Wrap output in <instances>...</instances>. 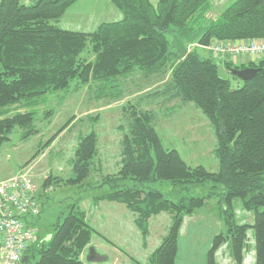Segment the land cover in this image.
I'll list each match as a JSON object with an SVG mask.
<instances>
[{
    "label": "trees",
    "instance_id": "16d2710c",
    "mask_svg": "<svg viewBox=\"0 0 264 264\" xmlns=\"http://www.w3.org/2000/svg\"><path fill=\"white\" fill-rule=\"evenodd\" d=\"M76 1L0 0V147L15 127L23 130L22 140L37 135V98L63 90L73 80L77 88L93 89V83L99 82L95 89L100 97L120 96L119 80L134 73L167 78L164 89L154 94L193 102L202 110L216 132L217 170L190 165L177 149L166 147L150 111L134 107L123 136L120 168L101 174L92 187L108 185L110 190L94 196V201L124 204L145 237L151 217L171 214L169 230L151 255L150 264H176L185 216L219 195L228 208L223 217L228 232L214 237L207 264H218L216 253L224 245L230 247L232 259L242 264L250 228L254 230L256 264H264V59L242 65L226 61L228 70L260 68L249 80L229 70L240 81L233 86L231 79L219 74L213 57L186 46L195 42L207 45L213 40L263 39L264 0H235L205 25L202 22L211 10V0H158L157 4L152 0H111L122 18L103 22L92 32L63 29L58 24ZM49 111L46 118H50ZM91 119L98 121L97 116ZM75 120L69 119L43 147L71 130ZM98 144L94 128L79 136L71 160L73 176L66 182L82 184L91 175ZM62 181L49 175L43 183ZM159 184L167 190L156 187ZM199 188L204 194L197 193ZM235 198L243 201L245 209L254 210L252 224L234 221ZM48 236L39 235L28 247L23 264H85L82 254L93 238L105 239L88 222L80 199L69 206L63 221Z\"/></svg>",
    "mask_w": 264,
    "mask_h": 264
},
{
    "label": "rangeland",
    "instance_id": "374dc122",
    "mask_svg": "<svg viewBox=\"0 0 264 264\" xmlns=\"http://www.w3.org/2000/svg\"><path fill=\"white\" fill-rule=\"evenodd\" d=\"M23 1L33 3L35 0ZM152 2L157 4L158 0ZM222 11L221 6L214 7L207 13L202 24L216 20ZM121 18V11L111 0H77L67 9L58 24L63 29L92 32L103 22L117 21ZM210 43L207 45L198 42L186 43V46L189 50H197L202 56L213 57L219 65V74L231 79L233 86H237L239 79L234 78L225 65L226 61L235 57L213 54ZM84 55L88 56V52L86 51ZM258 60L261 59H253ZM158 77L134 73L123 81L119 80L122 87L120 96L100 97L95 89L99 82L93 83V89L88 86L77 88L76 80H73L69 87L37 98L36 109L39 112L36 118V126L39 129L37 135L22 140L23 130L15 127L9 140L2 144L0 181L23 171L28 172L42 193L39 195L40 215L28 217V222H35L34 227L41 238L53 232L54 226L63 221L69 206L76 200L80 199V207L84 210L91 205L94 196L110 190L108 185L102 188L92 186L99 183L101 174H112L120 168L123 136L129 123V111L134 107L150 111L166 147L177 149L190 165L202 164L210 171L217 170L218 159L215 156L217 136L210 120L193 102L180 98L170 100L168 95L154 94L164 89L167 79L161 80ZM19 108L25 110L22 106ZM46 111H49L50 118L45 117ZM96 116L98 121H93L91 118ZM73 117L76 119L74 127L65 130L51 145L44 148L52 135ZM93 128L99 137V155L92 167V173L82 184H70L66 181L73 176L71 160L78 138ZM49 175H57L63 181L60 184L45 185L43 182ZM156 187L167 190L165 185L159 184ZM197 193L202 195L204 191L199 188ZM221 200V196H213L191 219L184 221L179 235L181 256H178L177 264H206L205 253L211 248L214 237L220 233L227 234L228 226L223 217L228 208ZM232 209L236 223L254 222V210L245 209L240 198L233 200ZM171 217L172 215L167 212L152 217L149 233L152 243L161 242L167 234ZM219 250L227 261L230 247L224 245ZM218 258L220 264H226L221 255ZM243 262L256 264L252 228L248 230Z\"/></svg>",
    "mask_w": 264,
    "mask_h": 264
},
{
    "label": "built area",
    "instance_id": "2783aa9c",
    "mask_svg": "<svg viewBox=\"0 0 264 264\" xmlns=\"http://www.w3.org/2000/svg\"><path fill=\"white\" fill-rule=\"evenodd\" d=\"M211 51L226 57L264 59L263 39L213 40ZM41 191L30 173L21 172L0 181V261L23 264L28 247L39 239V232L28 217L41 212Z\"/></svg>",
    "mask_w": 264,
    "mask_h": 264
},
{
    "label": "crops",
    "instance_id": "0c3cea01",
    "mask_svg": "<svg viewBox=\"0 0 264 264\" xmlns=\"http://www.w3.org/2000/svg\"><path fill=\"white\" fill-rule=\"evenodd\" d=\"M234 1L235 0H211V11L214 7L219 6H221L224 11ZM230 60L235 64L240 65L247 64L248 60L249 62L253 61L250 57H235ZM84 211L87 214L88 222L105 237V239L101 236H95L93 238L90 246L95 248L96 254L92 261H88L87 256L89 248H87L82 255L85 264H150V257L161 242L152 243L149 235L145 237L141 233L135 225V216L133 212H131L124 204L106 200L95 202L93 198L91 205L87 209H84ZM195 214L196 213L185 216L183 224L184 221L191 219ZM151 222L152 217L150 219V226ZM150 243H152L153 246H151ZM180 254L181 249L178 239L177 258L178 256H181ZM205 254L207 264L208 252ZM219 254L221 255L222 260L225 259L224 254L222 252L220 253V250L217 251L216 259L218 264H220L218 258L220 256ZM232 260L231 254H229V258L227 261L224 260V262H226V264H234Z\"/></svg>",
    "mask_w": 264,
    "mask_h": 264
},
{
    "label": "water",
    "instance_id": "95a60500",
    "mask_svg": "<svg viewBox=\"0 0 264 264\" xmlns=\"http://www.w3.org/2000/svg\"><path fill=\"white\" fill-rule=\"evenodd\" d=\"M233 74L237 75L238 77H240L243 80H249L252 79L253 77H255L257 75V73L259 72L260 68L257 67H247V68H243V69H238V68H234L231 67L229 69ZM96 254V250L93 246L89 247V253L87 256V260L88 261H92L94 256ZM27 255L24 256L23 258V262H25L27 260Z\"/></svg>",
    "mask_w": 264,
    "mask_h": 264
}]
</instances>
